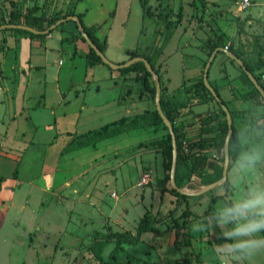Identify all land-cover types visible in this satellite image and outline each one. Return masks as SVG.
Listing matches in <instances>:
<instances>
[{"label":"rangeland","instance_id":"rangeland-1","mask_svg":"<svg viewBox=\"0 0 264 264\" xmlns=\"http://www.w3.org/2000/svg\"><path fill=\"white\" fill-rule=\"evenodd\" d=\"M239 1L0 0V25L16 15L24 20L31 9L47 19L83 13V23L96 24L89 28L107 43L105 54L111 62L145 57L159 74L161 100L173 110L188 167L177 163L176 173L191 177L183 187L188 193L176 194L171 168L156 142L169 131L152 124L157 111L153 74L141 68H111L122 73V96L138 104V114L112 122L105 133H87L90 127H85L79 134L62 132L52 121L42 129L35 123L31 108L42 105L40 70L25 94V112L14 110L18 115L0 120V264H177L182 251L190 254L193 264H235L220 258L223 243L216 242L213 230L193 231L201 216L183 215H202L212 198L215 209L232 195L230 169L225 181L204 191L221 172L223 177L224 165L211 154L228 134L227 115L204 82L206 64L216 49L208 77L232 114V133L246 115L241 110L246 102H264L243 68L226 53L239 55L264 83V19L253 17L264 15V0H254L255 6L245 11ZM56 30L67 39L72 34L83 37L75 20ZM8 33L12 32H0V79L5 74L12 77L3 63ZM60 58L67 61L64 70L71 59L68 54ZM102 65L109 70V65ZM169 83L174 89L169 90ZM45 88L51 107L58 102L57 90ZM63 97L64 112L80 107L72 97L70 104L68 92ZM133 133H147V138L140 144L133 139L118 142V137ZM198 154L207 156L204 169L192 165ZM257 181L264 182V164ZM143 217L158 219L161 229L184 223L187 227L179 229L178 244L175 232L145 233L135 242H123L113 258L118 234L136 236ZM241 264H264V255Z\"/></svg>","mask_w":264,"mask_h":264},{"label":"crops","instance_id":"crops-1","mask_svg":"<svg viewBox=\"0 0 264 264\" xmlns=\"http://www.w3.org/2000/svg\"><path fill=\"white\" fill-rule=\"evenodd\" d=\"M253 17L264 19L262 13H253ZM93 25L96 24L86 26L91 27ZM4 39H7V46L3 63L8 72L12 71V77L10 78L5 74L0 79V120H4L6 116L13 114L14 110H17L18 114L25 112L23 107L28 106L29 102L25 94L32 87L35 78L39 77L40 70L44 72V78L39 81L42 105H38L36 110L31 108V112L35 123L41 129L44 126L50 127L49 124L52 121V123L57 124L58 129L62 132L79 133L81 130L78 129L90 127L87 133H92L122 117H131L129 115H132L133 118L138 114V104L130 99L126 102L122 96L124 82L122 73L114 72L110 66L107 71V68L102 65L105 63H97L91 66L85 58L90 45L83 40L78 39L76 42H69L60 30H54L43 38H32L26 34L12 32L8 33ZM10 54H12L11 57ZM64 54H68L71 61L69 62L70 65L63 70L67 61L60 57ZM14 80H16V84H14ZM82 83L85 84V89L81 87ZM36 84L39 85V83ZM47 85L57 90L56 94H58V102L51 107H47L46 102L45 87ZM72 86H75L74 91L69 90ZM172 89L174 88L169 90ZM67 92L70 104L72 98L80 102V107L77 110L64 112L66 109L62 101L63 95ZM50 130L54 129L50 128ZM81 133L83 132L79 134ZM146 134L133 133L126 135V137H118V142L133 139L135 140L134 143L140 144L143 142L142 140L147 138L145 137ZM140 136L142 137L141 140ZM106 142L108 144L109 140H105Z\"/></svg>","mask_w":264,"mask_h":264},{"label":"clouds","instance_id":"clouds-1","mask_svg":"<svg viewBox=\"0 0 264 264\" xmlns=\"http://www.w3.org/2000/svg\"><path fill=\"white\" fill-rule=\"evenodd\" d=\"M241 110L246 115L238 129L211 154L231 170L232 195L193 226L196 232L219 229L220 258L235 264L264 255V182L257 181L264 164V102H246Z\"/></svg>","mask_w":264,"mask_h":264},{"label":"trees","instance_id":"trees-1","mask_svg":"<svg viewBox=\"0 0 264 264\" xmlns=\"http://www.w3.org/2000/svg\"><path fill=\"white\" fill-rule=\"evenodd\" d=\"M69 16H78L80 18V24H82V26L84 27V30H85L86 34L88 35V37L100 49L101 52L105 53L107 43H103V42L99 41V39L93 33L92 29H90L89 27H87L83 23V17L80 14H77V13H74V12H69L63 17H57V18L55 17L53 19H47L43 15H38L34 9H31L30 13L28 15H25L24 20H22V16L21 15H16L9 22L0 25V27L1 26H5L4 28H0V32L7 31V32H13V33H21V34L29 35L32 38L44 37V36H46L48 34H43L41 32L49 29L58 20H61V19H64V18H68ZM12 24H17V25L25 24V25H27L29 27L34 28L39 33H34L32 31H29V30H26V29L12 28V27L8 26V25H12ZM63 24H64V22L61 25H59L58 27L62 26ZM55 30H56V28H55ZM53 31H54V29L51 30L50 33H52ZM81 39L83 41L87 42L86 39L84 37H82V36H81ZM67 40L69 42H76L78 40V36L75 35V34H72ZM76 53H77V51H76ZM237 56L240 57L239 55H237ZM85 58L87 59L88 63L91 66L94 65V64H97V63H101V64L104 63L103 60L101 59V57L90 46H89V51L85 54ZM133 58H135V57H133ZM244 65L246 66L247 70H249L250 72L253 73V69H252V66L250 64H248L246 61H244ZM133 68H135V69H138V68L145 69L146 73L148 75H150V72L147 70L146 65H145V63L143 61H138L136 63H133V64H131L128 67L122 68L121 70L122 71H126V70L133 69ZM245 73H246V71H245ZM256 79L258 80L260 85H262L263 88H264V83L261 82L259 80V78L256 77ZM213 88L215 89V91L219 95V91L214 86H213ZM210 96L212 97L213 100H216L214 95L211 92H210ZM221 102L225 104V101L222 98H221V100L219 102L220 105H221ZM161 104H162V110H163L164 114L168 117V119L173 124V128H174V131L176 133L177 146H178V163H183L184 166L186 168H188L187 164L185 163L184 156L182 154V146H181V143H180V140H179V135L177 133V128L175 127V122H174V119H173V116H172L173 110L171 109L168 101H165V99L161 100ZM152 124H154V125H161L162 124L164 129L169 131L168 136L163 137L161 140H157L156 142H158L162 146L163 153L165 155L168 167L171 168L172 167V161H173L172 135L170 133V130H169L168 126L165 124L163 118L161 117V115L159 114L158 111H155V118H154V121H153ZM111 125L112 124H109V125L103 127L101 130L100 129H99V131L97 130V133L101 134V132L105 133L107 130H111L110 129ZM228 129H229V127H228V124H227L226 125V132H228ZM94 132H96V131H94ZM206 162H207V156L198 154V155H195L193 157L192 165L194 167H201L202 169H204V166H205ZM221 171H223V170H221ZM221 178H222V172L220 173L219 176H216L215 180H213L211 182L214 183V181L216 182V181H218ZM190 180H191V177L189 175L176 173V183H177L179 188H183L186 184H188L190 182ZM211 182H209V183H211ZM174 192L176 194H180V192L177 191L176 189L174 190ZM214 204H215V197L212 198L211 204L208 206V208L205 210V212L202 215H197V214H194L193 212L189 211L188 213H185L183 216H187V214H190V215L193 214L195 217H200L201 216L204 219L206 216H210L211 215V213L214 210L213 209L214 208ZM158 224H159V220L158 219L149 220L148 217H143L140 220L139 224H138L136 236L132 235L131 233H119L116 246H115V248L113 250V253H112V257L115 258L116 255L120 253V251L122 249V243L123 242H125V241L135 242L139 238H141V236L143 234H145V233H152L154 236H164V235L170 234L172 232H175L176 233V244H178L177 242H178V239H179V229H183V228L187 227V224L184 223L182 225H179L177 228L174 227L173 225H169L167 228L161 229L158 226ZM213 232H214V235L216 237V242L223 243V240L221 239V235H220V230L219 229H214ZM193 260L194 259L190 256V254L188 252L182 251V257L177 261V264H193Z\"/></svg>","mask_w":264,"mask_h":264},{"label":"water","instance_id":"water-1","mask_svg":"<svg viewBox=\"0 0 264 264\" xmlns=\"http://www.w3.org/2000/svg\"><path fill=\"white\" fill-rule=\"evenodd\" d=\"M68 20H75L78 24V27L83 35V37L86 39L87 43L90 45L91 48H93L96 53L101 57V59L103 60V62L107 65H109L112 69H122L125 67L130 66L133 63H136L138 61H143L148 69V71L153 74L155 76L156 79V109L159 112V114L161 115V117L163 118L165 124L168 126L170 133L172 135V142H173V161H172V167H171V182L173 187L179 191L180 193H188L185 189L183 188H179L177 183H176V168H177V163H178V146H177V138H176V133L174 131L173 128V124L171 123V121L168 119V117L164 114L163 110H162V104H161V82H160V78H159V74L156 72V70L153 69L152 65L149 63V61L145 58V57H135L125 63H120V64H115L113 62H111L105 53L101 52L100 49L92 42V40L88 37V35L86 34L84 27L82 26V24H80V18L78 16H69L68 18H64L61 20H58L56 23H54L49 29L41 32L43 34H49L51 30L57 28L59 25H61L63 22H66ZM9 27L12 28H20V29H26L29 31H32L34 33H39L37 30H35L32 27H29L25 24H12V25H8ZM5 26H1L0 28H4ZM218 52V50L216 49L209 61L206 64L205 70H204V82L205 85L207 86V88L211 91V93L214 95L215 99L218 100L220 102L221 98L218 95V93L215 91V89L213 88V86L210 84L209 81V70L210 67L213 63V60L216 56V53ZM227 55H229L232 59H235L237 61V63L246 71L247 75L249 76V78L252 80V82L255 84V86L257 87V89L260 91V93L264 96V88L262 85H260V83L258 82V80L256 79V77L254 76V74L252 72H250L249 70L246 69V66L244 65V61L238 57L234 52L231 51H227L226 52ZM221 106L223 108V110L225 111L226 115H227V120H228V134L232 133L233 128H232V114L230 112V110L228 109L227 105L221 102ZM228 168H226L224 166L223 168V177L214 182V183H210L205 189L208 190L212 187H215L216 185L222 183L223 181H225L228 178Z\"/></svg>","mask_w":264,"mask_h":264},{"label":"built area","instance_id":"built-area-1","mask_svg":"<svg viewBox=\"0 0 264 264\" xmlns=\"http://www.w3.org/2000/svg\"><path fill=\"white\" fill-rule=\"evenodd\" d=\"M239 8L242 11L249 10L254 5V0H240Z\"/></svg>","mask_w":264,"mask_h":264}]
</instances>
